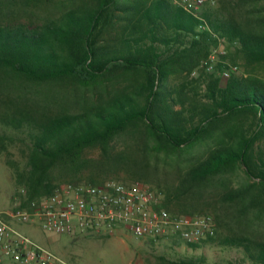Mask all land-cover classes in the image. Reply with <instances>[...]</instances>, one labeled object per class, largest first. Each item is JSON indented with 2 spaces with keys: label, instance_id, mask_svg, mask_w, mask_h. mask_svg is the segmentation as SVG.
Listing matches in <instances>:
<instances>
[{
  "label": "trees",
  "instance_id": "trees-1",
  "mask_svg": "<svg viewBox=\"0 0 264 264\" xmlns=\"http://www.w3.org/2000/svg\"><path fill=\"white\" fill-rule=\"evenodd\" d=\"M216 1L196 16L171 0H0V124L24 135L25 169L6 163L29 200L139 183L173 216L213 215L192 248L264 264V0Z\"/></svg>",
  "mask_w": 264,
  "mask_h": 264
},
{
  "label": "built area",
  "instance_id": "built-area-1",
  "mask_svg": "<svg viewBox=\"0 0 264 264\" xmlns=\"http://www.w3.org/2000/svg\"><path fill=\"white\" fill-rule=\"evenodd\" d=\"M183 9L200 16L207 7H216V0H171ZM206 29L205 24L199 26ZM224 47L214 49L204 63L208 73L216 71ZM240 71L232 65L222 71L228 79ZM22 187L14 207L0 212V263L10 260L18 264H61L49 251L17 232L10 221L40 226L55 235H112L119 230L140 240H182L199 245L216 235L212 215H171L161 208L163 197L142 184L108 181L102 185L63 183L48 196L28 199Z\"/></svg>",
  "mask_w": 264,
  "mask_h": 264
},
{
  "label": "rangeland",
  "instance_id": "rangeland-1",
  "mask_svg": "<svg viewBox=\"0 0 264 264\" xmlns=\"http://www.w3.org/2000/svg\"><path fill=\"white\" fill-rule=\"evenodd\" d=\"M0 136L6 137L0 154V212H8L14 207L18 191L25 186L17 185L15 173L6 160L24 170L27 149L22 144L23 134L1 124ZM10 224L17 232L52 253L61 264H168L185 259H204L208 264H236L244 259L241 250L224 246L219 241L192 248L182 240L141 241L123 230L112 235L70 236L55 235L40 226L17 221H10ZM2 264L18 263L5 260Z\"/></svg>",
  "mask_w": 264,
  "mask_h": 264
},
{
  "label": "crops",
  "instance_id": "crops-1",
  "mask_svg": "<svg viewBox=\"0 0 264 264\" xmlns=\"http://www.w3.org/2000/svg\"><path fill=\"white\" fill-rule=\"evenodd\" d=\"M141 241H144V240H141ZM146 241H149V240H146ZM0 264H2V262Z\"/></svg>",
  "mask_w": 264,
  "mask_h": 264
}]
</instances>
